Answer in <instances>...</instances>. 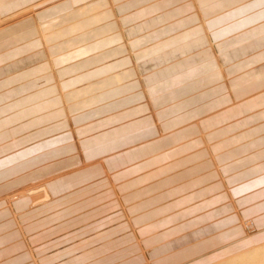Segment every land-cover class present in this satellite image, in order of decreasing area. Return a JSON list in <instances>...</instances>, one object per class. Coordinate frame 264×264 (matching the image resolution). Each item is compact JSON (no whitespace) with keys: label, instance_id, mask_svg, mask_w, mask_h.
Here are the masks:
<instances>
[{"label":"crops","instance_id":"0c3cea01","mask_svg":"<svg viewBox=\"0 0 264 264\" xmlns=\"http://www.w3.org/2000/svg\"><path fill=\"white\" fill-rule=\"evenodd\" d=\"M45 182L16 219L0 201V264L97 232L100 209L166 264L238 242L241 218L263 230L264 0H50L0 28V200ZM120 233L51 264L121 263Z\"/></svg>","mask_w":264,"mask_h":264},{"label":"rangeland","instance_id":"374dc122","mask_svg":"<svg viewBox=\"0 0 264 264\" xmlns=\"http://www.w3.org/2000/svg\"><path fill=\"white\" fill-rule=\"evenodd\" d=\"M48 1H50V0H47V2ZM47 2L44 1L40 5L44 6L45 3H47ZM40 5H37L33 9L26 10L25 11L27 13L26 15H28V14L30 15V13L36 12L37 10H40L42 8ZM26 15H13L11 17L7 16L4 18L0 17V19H1L0 20V28L4 27L5 25H7L11 22H13L17 18V16L23 17ZM38 137L39 136H31V137H29V139L31 141H35L36 139H38ZM28 141L29 140H27L26 142L28 143ZM67 176H65V178H67ZM70 178H74V176L70 177ZM70 178H69V180H71ZM62 181H65V180H62ZM102 188H104V186H102ZM40 189L46 190L48 197L50 198L49 195L51 193H53L55 190H57L58 188L57 187H51L50 188V185L48 182L47 183L45 182L44 185L43 184L39 185V183H38V184H35L34 186H31V187H27V188H24V189H21L18 191H14V192H9L8 194L4 195L0 201H1V203H3L5 205L6 209L9 212H10V210L12 211L14 218L16 219L18 217V215L15 213L16 210H14V206L18 205V203H19L18 202L19 200L14 199V198H17L16 195L18 193H20L21 191H22V193L28 194V193L34 192V191L37 192ZM104 198L107 200V202H108L107 204H109L111 202V200L107 198V195H105ZM112 199H115L114 193H112ZM43 200H44V198L41 201H43ZM37 202L32 203L30 206H34V207L40 206L47 201H44L42 203H39L40 201H37ZM27 206H28V204H27ZM55 209H57V208H55ZM52 210H54V209H50L49 211H52ZM131 211H133V209H131ZM105 215H108L110 218H108L107 220L105 218H103V220L104 221L106 220V221L104 223H102V225L98 228L97 232L91 231L92 232L91 233L88 230H86V231H83L80 234L76 235L77 238L82 237L81 238L82 240L77 239L76 236H74L73 238H68L67 240H61V241H55V240L52 241V239H49L50 241H49L48 247L45 250H43V252L41 250H39L38 247H33V250H32L33 261H36L37 264H41L40 259H42V255L48 256V257H45L43 259L44 262L47 261L45 263H48V264H51L55 261H59V262L64 261L65 258L63 255H65V254L68 255V254L74 252L75 250H77L76 252L80 251L79 249H77V247H79V246H83L84 248L88 244H93V246H94L95 245L94 241H96L98 238L97 236H95V234L97 233V235L99 236L101 234H104L103 233L104 231L111 229V233L110 234H104L103 238H105L109 235L111 237V236L117 235L120 232H124V231H128V233H129V240L128 241H122V242L114 241L112 244L113 245V251L118 250L119 248H129L128 249L129 250L128 255L123 258V262L116 263V261H115V262H112L111 264H122V263L125 264V262L127 264H161V263L166 264V262H168L164 258H162L163 260H165L163 262L160 260L154 261L152 259H149L148 253H147L148 248L144 249L140 253H138V251H136V247H135L136 242H137V245H139V243H138L139 240H138V238H135L134 240L131 238L132 235L133 236L136 235V230L131 229V225L130 226L127 225V227H126V225L122 224V223H127V220H126L125 214L122 212L121 208H118V209L109 208V209H105V210L100 209V210H98L96 216H97V218H100V217H103ZM242 221H243V218H241L240 226H241V229H242L244 234H243V238L240 239L241 241L239 240L240 241V242L238 241L239 243L236 242L237 245L235 243L223 245L219 249V250L225 251V252L223 251L222 254H220V255L218 254L217 256H212L214 254L205 255L208 257L212 256L210 258H206V260H203V257H205V256L196 257L192 261V263H194L195 261L201 260L200 264H209L211 261H212V263H210V264H228V262L233 264L232 260H238L242 257L248 256L250 252H252L256 249L264 248V229L259 230L251 222H249V221H243L242 222ZM70 231H74V230H70ZM50 237H52V236H50ZM90 238H91V240H87ZM246 245H248V246L245 248L244 246H246ZM133 247H135V248H133ZM139 247H140V245H139ZM56 252H58V254H56ZM233 253H234V256H233ZM236 253H239V254H236ZM215 257L217 258V260H215L216 259ZM223 259L226 261V263ZM38 260H39V262H38ZM100 260H102V259H98V261H100ZM204 261H206V262L204 263ZM214 262H216V263H214ZM96 263H94V264H96ZM98 264H102V263L98 262ZM236 264H242V263L238 261V262H236ZM252 264H257L256 260H254Z\"/></svg>","mask_w":264,"mask_h":264},{"label":"bare ground","instance_id":"6f19581e","mask_svg":"<svg viewBox=\"0 0 264 264\" xmlns=\"http://www.w3.org/2000/svg\"><path fill=\"white\" fill-rule=\"evenodd\" d=\"M47 2V1H46ZM43 3V2H42ZM41 4V3H40ZM39 4V5H40ZM42 7V6H41ZM40 7V8H41ZM31 8V7H30ZM35 10V9H34ZM33 11V10H32ZM31 11V12H32ZM1 20V19H0ZM15 194V193H14ZM44 196V197H43ZM48 197V194H47V191L46 190H43V189H40L39 191H37V192H30V193H28V194H25V193H22V191L20 192V193H18L17 195H16V197L17 198H14L15 200H19L18 202V204H24V203H27L28 204V207H30V205L32 204V203H35V202H37V201H40L39 203H41V202H44V200L43 201H41L43 198H45V197ZM49 198V197H48ZM38 199V200H37ZM12 200V199H11ZM38 203V202H37ZM241 241V240H240ZM239 241V242H240ZM239 242H237V243H239ZM237 243H235L236 245H237ZM234 244V245H235ZM242 244V243H241ZM240 244V245H241ZM243 245V244H242ZM248 245H246V246H244L245 248L247 247ZM228 249V248H227ZM226 249V250H227ZM223 251L224 250H219V251H217L216 253H214V255H212V256H217L218 254L220 255V254H222L223 253ZM249 251V250H248ZM225 252V251H224ZM236 254H239V253H236ZM212 256H205V257H203V260H206V258H210V257H212ZM233 256H234V253H233ZM216 258V257H215ZM226 259V258H225ZM215 260H217V258L215 259ZM224 260V259H223ZM242 260V261H241ZM254 260H256V263L257 264H264V248H261V249H256V250H254V251H252V252H250L249 253V255L248 256H245V257H242V258H240V259H238V260H232V262H233V264H236V262H241L242 264H252L253 263V261ZM209 261V260H208ZM225 261V260H224ZM200 262H201V260H199V261H195L194 263H192V261H191V263H189V264H200ZM203 262V261H202ZM206 261H204V263H205ZM220 262V261H219ZM231 262V261H230ZM245 262V263H244ZM210 263H212V261L210 262ZM209 263V264H210ZM214 263H216V262H214ZM223 263V262H222ZM225 263H226V261H225ZM228 264H231V263H229L228 262Z\"/></svg>","mask_w":264,"mask_h":264}]
</instances>
